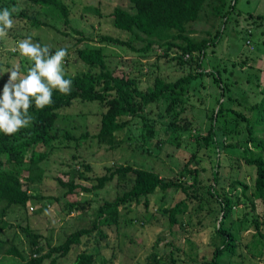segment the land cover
Instances as JSON below:
<instances>
[{
  "label": "rangeland",
  "instance_id": "1",
  "mask_svg": "<svg viewBox=\"0 0 264 264\" xmlns=\"http://www.w3.org/2000/svg\"><path fill=\"white\" fill-rule=\"evenodd\" d=\"M13 1L0 0V10L11 5L17 8L12 15L13 27L8 31L7 37L0 38V92L8 78V74L4 72L13 65L18 64L21 74H25L22 67L30 61L20 56L18 51L11 54L9 51L27 37H31L33 43L42 42L54 49L66 47L68 55L65 59L68 63L65 70L69 73L79 72L84 68L75 55L76 47L101 45L107 66L115 73L134 76L140 89L150 85L154 75L172 80L197 67L195 54L178 62L172 56L173 50L164 53L158 46H152L150 51L141 55L127 46L108 41L99 42L97 37L100 33L132 38L128 31L114 27L111 17L106 14L113 5L128 8L127 0H65L69 12L68 22L58 24L57 30L47 25L34 28L25 17L18 14L23 5L21 1ZM93 6L97 7L100 14L93 11ZM34 9V5L27 7L31 12ZM36 12L41 13L39 9ZM258 13L264 15V0H235L234 13L230 14L216 34L220 29L221 19L219 15L212 13L211 0H205L197 17L186 23V30L193 38L206 37L212 40L205 47L201 68L208 70L212 65L217 67L221 80H224L225 90L219 95V87L210 75L197 76L188 85L186 100L176 105V108L181 109L176 119L163 112L164 105L161 101L148 104L147 115L157 118L156 121H162L161 125H173L171 121L180 123L181 118H186L190 123L191 133L199 137L208 124L211 110L215 108L214 97L217 95L224 105L234 109H242L243 103L258 100L256 83L264 79V50L260 44V39L264 37V18H255ZM130 43L136 48L142 41L131 39ZM101 109L103 105L97 101L80 99H73L69 105L58 109L54 120L58 135L52 140V148L36 163L25 162L20 171L22 186L33 194L27 201L32 208H10L5 217L11 225L4 228V237L9 239L13 236V242L27 252V242L17 225L27 224L31 232L38 233V245H43L45 239L50 244H55L73 229L87 226L95 207L102 199H111L130 184L131 177L128 174L123 181L113 177L101 187H91L95 182L94 175L102 173L104 166L129 163L150 169L162 178L177 180L181 178L180 168L192 151H196L198 162L193 164L190 161L189 165L198 168L199 179L201 177L198 183H211L209 171L216 167L218 173L215 187L220 191L230 190L233 198L239 199L233 208V217L241 216L244 210L249 211L244 225L238 226L241 241L249 239L253 230L249 223L252 215L259 216L264 229V208L259 200L253 199L251 208L249 189L246 190V195H242L235 182L230 183L229 180L233 171L238 178L251 184L249 179L253 169L243 163L241 147L217 145L215 148L211 142L204 147H197L196 141L185 130L175 127L165 133L164 126H157L159 123L154 124L156 127L152 137L143 140L139 117H132L124 130L115 131L116 142L109 146L107 143L97 142L93 135L98 127ZM239 124L237 132L224 135L223 144L233 142L238 146L243 142V123ZM64 131L71 137H63L61 133ZM253 134L264 138V129L254 128ZM261 153L264 155V152ZM85 164L88 168L84 167ZM28 166L31 176L25 182ZM73 168L77 171H73ZM66 180L87 187V190L77 186L73 193H66ZM181 197L183 192L174 187L164 190L156 187L147 195L146 204L142 198L138 201L128 200L118 206V221L115 224L100 225V233L93 231L95 234L81 236L79 243L72 244L64 255L57 256L54 264H69L78 251L92 253L91 264H168L170 254L174 257L173 264H202L201 261L209 259L213 246L219 241V237L212 232L214 212L206 211L208 205H215L216 202L206 200L201 208H196L197 201L190 199L185 211L177 215V222L169 223L162 209L171 206ZM75 200H87L89 203L85 204L83 210L68 208L67 202ZM244 249L241 247L242 251ZM48 259L44 258L40 264H47ZM248 260L253 264H264L263 256L257 259L249 257ZM20 263L21 260L16 256L0 254V264ZM228 264L238 262L229 260Z\"/></svg>",
  "mask_w": 264,
  "mask_h": 264
},
{
  "label": "trees",
  "instance_id": "2",
  "mask_svg": "<svg viewBox=\"0 0 264 264\" xmlns=\"http://www.w3.org/2000/svg\"><path fill=\"white\" fill-rule=\"evenodd\" d=\"M23 4L19 8L18 14L25 17L34 28L47 25L53 30L58 29V24L68 22V5L65 0H20ZM129 7L113 5L106 14L111 18V24L121 30L128 31L132 38H120L104 33L98 34L99 42H112L118 45L127 46L138 51L141 55L152 49V46L161 47L164 53L167 50H173L178 62L182 58H190L195 54L197 65L194 71L188 70L186 73L175 77L172 80H164L159 75H154L152 83L145 89H140L136 78L126 73H115L107 66L104 58V52L101 45H85L74 49L76 57L82 62L84 68L79 72H66V59H64L65 78L72 80V88L69 94L64 95L53 90V103L43 109H36L33 106L29 109V114L33 117L31 125L21 128L14 135H5L0 133V254H9L16 256L21 260L20 264H40L44 258H49L47 264H54L57 256L64 255L72 244H77L81 236L100 233V225L115 224L118 221V206L128 200L138 201L141 198L144 204L147 202V195L156 187L164 190L169 187L181 190L183 197L179 198L171 206L165 207L166 217L169 223L177 222V215L182 214L187 201L195 199L196 208H201L202 204L216 202L215 205H208L207 212L214 215L212 232L214 236L219 237L207 260L201 261L202 264H228L229 260H235L238 264H253L248 258L257 259L264 257V229L261 227L259 216L252 215L249 223L252 226V232L249 239L241 241L238 235V226L244 225L248 210H244L239 217H233L232 212L235 204L238 203V197L233 198V193L229 190L220 191L215 187L217 180V169L213 167L211 174V183H198L201 180L198 175V168L189 165L198 162L196 151H192L189 157L184 161L180 168V179L162 178L156 172L139 166H133L129 163H113L104 166L105 170L94 175L95 182L91 187H101L105 182L115 177L118 181H123L130 174L131 181L128 187L115 194L111 199L104 198L94 209V215L87 226H80L66 233L63 239L55 244H50L44 240V244H37L38 233L31 232L27 224H17L19 230L24 235L27 242V252L18 247L13 242V236L9 239L3 236L4 228L11 225L5 215L11 207L32 208L27 201L33 197L27 187L22 186L21 169L25 162L36 163L44 158L52 148V142L57 137V128L54 120L57 118L58 109L69 105L73 99L94 100L103 105L99 113L98 127L93 133L97 142L107 143L109 146L116 142L115 131L124 130L130 123L132 117H139L141 127V139L152 137L156 126H164L166 133L170 128L179 127L185 130L193 138L197 147H204L211 142L215 148L219 146L241 147L240 153L243 163L252 167L253 172L250 177L249 185L244 179L238 178L235 172H231V182L239 187V192L246 195L249 189V201L252 208V200L258 199L264 208V138L256 137L253 134L254 128L264 129V79L256 83V93L259 94L258 100L243 103L242 109H234L231 106L224 105L222 99L217 95L214 97L215 108L211 110L208 116V124L204 131L197 137V134L191 133L190 123L186 118H181V122L171 121V124L161 125L162 121H156L157 118L148 116L147 105L157 101L163 102V112L171 114L176 119L181 109L176 105L186 100L188 85L197 76L210 75L215 84L219 87L218 94L222 95L225 90L224 83L220 77V71L217 67L211 66L205 70L201 68L202 55L205 47L212 43V40L201 37L193 38L186 30V23L194 20L198 11L205 0H127ZM15 0L13 1V3ZM35 6L33 12L28 11V6ZM235 0H211V11L214 15H219L222 24L234 13ZM12 6V7H11ZM9 10L13 8V5ZM33 8V7H32ZM93 11L97 14L99 10L93 6ZM40 10L41 13L36 12ZM237 13V12H235ZM14 13H12L13 15ZM100 14V13H99ZM257 19L264 18V15L258 13L254 16ZM248 35V33H247ZM35 36V35H34ZM131 39H139L142 44L136 48L130 43ZM247 41H249L247 39ZM44 46L42 42H37ZM260 44L264 50V37L260 39ZM50 52L54 53L64 46L57 48L50 47ZM13 51H9L11 54ZM185 56V57H184ZM33 62L23 65L22 70L26 74L27 69ZM227 122H231L228 124ZM239 122H242L244 129V139L241 144L236 145L233 142L223 144L222 138L226 134L237 132ZM230 125V126H228ZM68 132L61 133L63 137L70 138ZM53 140V141H52ZM248 146H247V145ZM240 145V146H239ZM217 162V160H216ZM88 168V165H84ZM23 175L25 182L29 175ZM77 171L76 168L72 169ZM77 174H80L79 172ZM208 177V176H207ZM206 177V178H207ZM66 193H73L76 187L87 190V187L66 180ZM247 199V198H246ZM248 200V199H247ZM85 201L67 202V207H73L77 210H83ZM195 206V205H194ZM180 224V222H178ZM93 232V233H92ZM103 234V232L101 233ZM15 238V235H14ZM241 247L245 248L244 251ZM262 254V255H261ZM261 255V256H260ZM174 257L170 254V262L173 264ZM92 253L78 251L69 264H91Z\"/></svg>",
  "mask_w": 264,
  "mask_h": 264
},
{
  "label": "clouds",
  "instance_id": "3",
  "mask_svg": "<svg viewBox=\"0 0 264 264\" xmlns=\"http://www.w3.org/2000/svg\"><path fill=\"white\" fill-rule=\"evenodd\" d=\"M15 11L16 7L0 10V38L7 37L13 27L12 13ZM11 51H18L33 63L26 74H21L18 64L4 72L8 78L0 92V133L9 136L31 125L33 117L29 109L33 103L36 109H43L53 103V90L67 95L72 88V80L65 78L63 67L67 49L60 48L52 53L48 45L33 43L31 37H27Z\"/></svg>",
  "mask_w": 264,
  "mask_h": 264
}]
</instances>
